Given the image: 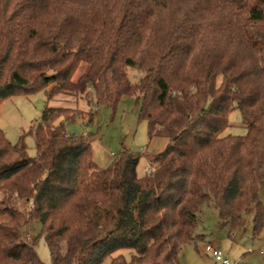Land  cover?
<instances>
[{
	"label": "trees",
	"instance_id": "obj_1",
	"mask_svg": "<svg viewBox=\"0 0 264 264\" xmlns=\"http://www.w3.org/2000/svg\"><path fill=\"white\" fill-rule=\"evenodd\" d=\"M38 92L36 157L0 129V264H44L21 233L34 223L53 264H178L207 206L264 227V0H0V107ZM60 96L90 123L136 97L149 140L168 139L152 173L128 150L100 169ZM235 109L248 134L223 136Z\"/></svg>",
	"mask_w": 264,
	"mask_h": 264
},
{
	"label": "rangeland",
	"instance_id": "obj_2",
	"mask_svg": "<svg viewBox=\"0 0 264 264\" xmlns=\"http://www.w3.org/2000/svg\"><path fill=\"white\" fill-rule=\"evenodd\" d=\"M143 76L144 72L139 69H128V78L132 84H138ZM91 97L93 104L94 92H91ZM46 105L45 93L38 92L30 97H13L0 107V129L12 144H16L19 138L26 134L25 142L31 157H36L37 151L34 137L28 132L33 123L40 120ZM48 105L73 109L82 116L74 122L62 120L65 122L64 128L68 134L97 136L93 142V150L94 161L100 169H108L115 157L128 150L144 155L137 170L138 175L143 176L148 172L150 165L146 156L150 153L147 150L149 144L147 124L139 120L136 97L126 98L115 112L110 108L100 107L92 123L87 120L90 107L86 102L77 103L74 99L60 96ZM229 121L230 126L223 136L248 134V129L242 124L239 109L232 111ZM40 231V223L26 225L21 229L26 243L35 242L40 260L44 264H53L44 238L39 237ZM198 234L203 235L205 243H197V248L195 244L184 248L179 255L178 264H219L212 256L203 253L204 246L219 248L230 264H264V227L255 231L254 218L250 214H244L239 225L231 222L223 225L218 211L213 206H207L201 212ZM124 254L128 255L127 252ZM105 264H110V261Z\"/></svg>",
	"mask_w": 264,
	"mask_h": 264
},
{
	"label": "crops",
	"instance_id": "obj_3",
	"mask_svg": "<svg viewBox=\"0 0 264 264\" xmlns=\"http://www.w3.org/2000/svg\"><path fill=\"white\" fill-rule=\"evenodd\" d=\"M167 144H168V139H166V138H154L153 140H149L147 150L150 154L160 152L167 146ZM200 243H205V242H204V240H202V241H200ZM196 248H197V245H196ZM203 248H202L203 253H205V254L207 253L208 255H210L207 252V247L204 246Z\"/></svg>",
	"mask_w": 264,
	"mask_h": 264
},
{
	"label": "built area",
	"instance_id": "obj_4",
	"mask_svg": "<svg viewBox=\"0 0 264 264\" xmlns=\"http://www.w3.org/2000/svg\"><path fill=\"white\" fill-rule=\"evenodd\" d=\"M152 173V169L150 168L148 170V174ZM29 240H31V238L28 237ZM207 252L212 256V258L215 260V262L219 263V264H230L229 261L224 257L222 251L214 246H208L207 247Z\"/></svg>",
	"mask_w": 264,
	"mask_h": 264
}]
</instances>
